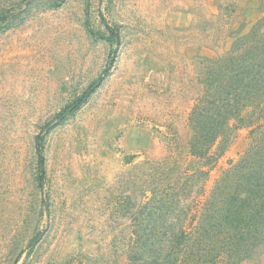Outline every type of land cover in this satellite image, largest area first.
Wrapping results in <instances>:
<instances>
[{"label":"rangeland","instance_id":"obj_1","mask_svg":"<svg viewBox=\"0 0 264 264\" xmlns=\"http://www.w3.org/2000/svg\"><path fill=\"white\" fill-rule=\"evenodd\" d=\"M254 26L264 0H0V264H140L134 216L180 168L205 173L178 205L198 216L258 123L198 159L188 118Z\"/></svg>","mask_w":264,"mask_h":264},{"label":"trees","instance_id":"obj_2","mask_svg":"<svg viewBox=\"0 0 264 264\" xmlns=\"http://www.w3.org/2000/svg\"><path fill=\"white\" fill-rule=\"evenodd\" d=\"M112 62L113 57L104 75ZM100 80L74 105L86 101ZM202 84L188 118V154L210 159L215 144L220 148L229 143L237 129L232 122H257L254 144L219 177L198 216L178 205L187 196L184 180L205 173L190 176L180 168L171 186L158 194L149 191L150 199L134 216L140 220L132 232L146 255L140 264H239L264 247V31L254 26L238 38L231 51L206 68Z\"/></svg>","mask_w":264,"mask_h":264},{"label":"water","instance_id":"obj_3","mask_svg":"<svg viewBox=\"0 0 264 264\" xmlns=\"http://www.w3.org/2000/svg\"><path fill=\"white\" fill-rule=\"evenodd\" d=\"M41 237H42V235H40L36 241H39V239H40Z\"/></svg>","mask_w":264,"mask_h":264}]
</instances>
